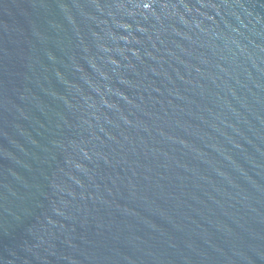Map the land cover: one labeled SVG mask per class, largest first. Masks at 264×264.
<instances>
[{"label": "water", "instance_id": "obj_1", "mask_svg": "<svg viewBox=\"0 0 264 264\" xmlns=\"http://www.w3.org/2000/svg\"><path fill=\"white\" fill-rule=\"evenodd\" d=\"M0 264H264V0H0Z\"/></svg>", "mask_w": 264, "mask_h": 264}]
</instances>
